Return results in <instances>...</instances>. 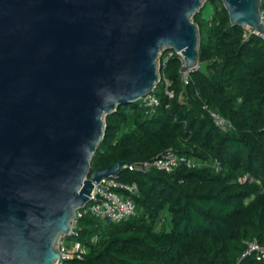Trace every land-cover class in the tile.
Wrapping results in <instances>:
<instances>
[{"label": "water", "instance_id": "95a60500", "mask_svg": "<svg viewBox=\"0 0 264 264\" xmlns=\"http://www.w3.org/2000/svg\"><path fill=\"white\" fill-rule=\"evenodd\" d=\"M205 1V2H204ZM207 0H0V264H57L61 237L103 179L106 116L152 93L165 50L200 65ZM264 33L260 0H222Z\"/></svg>", "mask_w": 264, "mask_h": 264}, {"label": "trees", "instance_id": "16d2710c", "mask_svg": "<svg viewBox=\"0 0 264 264\" xmlns=\"http://www.w3.org/2000/svg\"><path fill=\"white\" fill-rule=\"evenodd\" d=\"M210 1V18L202 10L193 16L200 65L188 83L180 54L165 50L152 92L160 104L141 98L107 115L92 170L152 162L168 149L206 164L183 162L172 172L124 168L119 179L138 186L136 215L107 223L83 214L78 240L87 251L64 264H264L254 254L241 260L250 241L264 245V39L232 25L222 0ZM211 112L234 128L220 129Z\"/></svg>", "mask_w": 264, "mask_h": 264}, {"label": "built area", "instance_id": "2783aa9c", "mask_svg": "<svg viewBox=\"0 0 264 264\" xmlns=\"http://www.w3.org/2000/svg\"><path fill=\"white\" fill-rule=\"evenodd\" d=\"M260 1V14L264 24V0ZM252 31L264 39V33L254 29H252L251 32ZM181 58L184 64V58L182 56ZM188 75L189 73L183 75L186 83H188ZM168 93L171 97L173 96L172 92ZM142 99L144 104L149 107H156L160 104L158 98L153 93L144 96ZM211 113L216 125L223 131L226 132L234 128L233 123L221 114L217 112ZM183 162H186L189 167H200L201 165L206 164L179 156L173 149H168L158 155L152 162L125 164L122 168L144 172H148L152 169L172 172ZM214 166L216 168L220 167L218 162H215ZM94 186L95 189L91 195L93 198L76 212V217L72 223L71 233L61 237L59 251L62 254V260L58 261L57 264H64L66 260L73 257L81 258L86 253L87 246L78 240L79 231L77 229L78 218L82 217L83 214L90 212L107 223H119L137 213L135 197L138 195L139 190L136 183L129 184L123 182L119 179V176H116L103 179L99 183L94 182ZM69 238H73L74 240L68 241ZM91 240L92 242H97L98 236L92 237ZM68 242H71V244L69 245ZM251 254L256 255L259 259H264V245H262L257 239L248 243V248L242 255L241 260Z\"/></svg>", "mask_w": 264, "mask_h": 264}, {"label": "rangeland", "instance_id": "374dc122", "mask_svg": "<svg viewBox=\"0 0 264 264\" xmlns=\"http://www.w3.org/2000/svg\"><path fill=\"white\" fill-rule=\"evenodd\" d=\"M201 10L203 11V16L204 17L210 18L212 16V14H213V4H212V2L210 0H207ZM247 30L250 32L252 29L251 28H247ZM159 61H160V64H161V58L158 60V62ZM70 240H74V239L73 238H69L68 241H70ZM68 243H69V245L71 244V242H68Z\"/></svg>", "mask_w": 264, "mask_h": 264}, {"label": "bare ground", "instance_id": "6f19581e", "mask_svg": "<svg viewBox=\"0 0 264 264\" xmlns=\"http://www.w3.org/2000/svg\"><path fill=\"white\" fill-rule=\"evenodd\" d=\"M185 63V62H184Z\"/></svg>", "mask_w": 264, "mask_h": 264}]
</instances>
